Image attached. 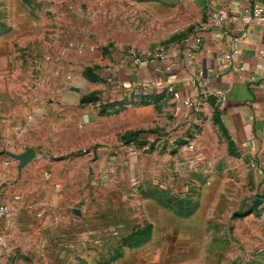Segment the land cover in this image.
I'll return each mask as SVG.
<instances>
[{
	"label": "rangeland",
	"instance_id": "1",
	"mask_svg": "<svg viewBox=\"0 0 264 264\" xmlns=\"http://www.w3.org/2000/svg\"><path fill=\"white\" fill-rule=\"evenodd\" d=\"M212 20L209 0H0V119L72 95V153L34 145V198L0 220V264H264L260 152L226 128L216 95L186 114L171 94L131 87L129 109L104 117L107 69Z\"/></svg>",
	"mask_w": 264,
	"mask_h": 264
},
{
	"label": "crops",
	"instance_id": "2",
	"mask_svg": "<svg viewBox=\"0 0 264 264\" xmlns=\"http://www.w3.org/2000/svg\"><path fill=\"white\" fill-rule=\"evenodd\" d=\"M209 2L211 12L221 10L223 7L231 12H243L255 4L264 5V0H209ZM238 28L244 29L240 34L242 40L240 43H234L233 39L239 35L236 31ZM200 38L198 45L191 42L181 49L171 50L170 63L173 65V71L170 74L163 76L154 74L152 64L147 61L138 68L132 64V68L129 69L126 67L107 69V78L113 74L117 86L106 96L114 97V100L105 102L104 117L108 118L109 114L119 109H129L127 108L129 97L125 100L119 97L122 91L127 95L126 92L131 87L134 89L142 86L152 91V95H157L156 90L173 85L180 92L181 99L177 100V104L179 103L183 109L184 100L195 101L204 93H211L219 98L226 128L241 137L250 153L254 155L260 152L259 167L264 170V55H260L261 51L264 52V26L227 22L223 28H208L201 33ZM186 47L194 50V60L185 57ZM230 51L237 52L233 55V60L237 65L244 67L243 72L235 73L225 62L218 60L220 56ZM196 79L203 80L204 84L195 83ZM217 91H221L223 97L217 95ZM112 93L120 95L112 96ZM159 100L149 107L157 115H161V109L158 108L170 103L169 98H164L160 102ZM71 109L72 95L63 92L55 105L34 106L28 117L19 122L0 119L2 122L0 148L4 147L0 149V204L12 207L10 218H17L22 210L28 207V201L34 198L28 187L38 163L34 164V160L19 170V162L3 152L21 154L23 151L17 152L14 148L18 149L25 145V149L29 147L35 150L36 161H40L37 159L42 156L34 145H40L46 151L54 153L64 151L72 153V150L70 151L72 129L66 128L72 126ZM189 109H184L186 114L191 111ZM7 140L14 142V145L6 148ZM32 185L34 188L31 190L35 191L36 183ZM4 233L6 230L0 225V256L6 238ZM2 259L4 258H0V263Z\"/></svg>",
	"mask_w": 264,
	"mask_h": 264
},
{
	"label": "built area",
	"instance_id": "3",
	"mask_svg": "<svg viewBox=\"0 0 264 264\" xmlns=\"http://www.w3.org/2000/svg\"><path fill=\"white\" fill-rule=\"evenodd\" d=\"M213 18V27L214 28H223L227 22H235V23H245V24H255L256 26H264V5L262 4H255L250 8L244 10L243 12H231L228 8L223 7L221 10L212 12ZM243 28H238L236 31L239 34L237 37L233 39L234 43H240L242 37L240 34L243 32ZM200 37H193L184 40L183 42L176 44L172 47H159L157 48L148 58H144L139 54H131L130 57L132 59V63L134 67H140L145 61L149 62L153 66L154 74L158 76H163L170 74L173 71V65L170 63V55L172 49H181L183 46L188 45L189 43H193L198 45L200 42ZM237 53L236 51L227 52L226 54L219 57L220 62H225L227 66L235 73L243 72L245 69L241 65H237L233 60V55ZM184 55L189 60H194L195 53L194 50L191 48L186 47L184 51ZM260 55H264V52L261 51ZM111 70V69H109ZM70 76H68V79ZM108 82L113 83L115 77L111 74L107 78ZM199 85H203L204 81L200 79H196L194 81ZM163 92L173 95L176 100L181 99L180 92L175 89L173 85H168L163 88H160ZM132 93L134 94L135 98H142L147 97L148 92L142 88H134ZM217 95L223 97L221 91L216 92ZM144 95V96H143ZM185 108H192L194 107V102L191 100H184L182 104ZM2 122L0 121V124ZM14 145V142L10 140L5 141V147L9 148ZM12 213V207L4 204H0V220L9 217Z\"/></svg>",
	"mask_w": 264,
	"mask_h": 264
},
{
	"label": "water",
	"instance_id": "4",
	"mask_svg": "<svg viewBox=\"0 0 264 264\" xmlns=\"http://www.w3.org/2000/svg\"><path fill=\"white\" fill-rule=\"evenodd\" d=\"M72 91L79 92L78 88L72 87ZM3 153L8 154L11 158L14 160H17L19 162L18 168L19 170H22L24 167H26L30 162L36 160V152L33 148H26L25 151L21 154H14V153H7L4 151Z\"/></svg>",
	"mask_w": 264,
	"mask_h": 264
},
{
	"label": "trees",
	"instance_id": "5",
	"mask_svg": "<svg viewBox=\"0 0 264 264\" xmlns=\"http://www.w3.org/2000/svg\"><path fill=\"white\" fill-rule=\"evenodd\" d=\"M138 134H139V133H135V134L133 135V137L137 136ZM133 137H132V138H133Z\"/></svg>",
	"mask_w": 264,
	"mask_h": 264
}]
</instances>
